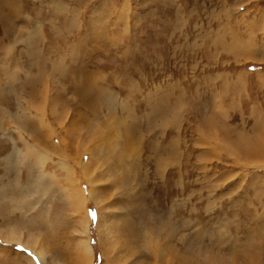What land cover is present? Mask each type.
<instances>
[{
	"label": "rangeland",
	"instance_id": "1",
	"mask_svg": "<svg viewBox=\"0 0 264 264\" xmlns=\"http://www.w3.org/2000/svg\"><path fill=\"white\" fill-rule=\"evenodd\" d=\"M0 190V264H264V0H0Z\"/></svg>",
	"mask_w": 264,
	"mask_h": 264
},
{
	"label": "bare ground",
	"instance_id": "2",
	"mask_svg": "<svg viewBox=\"0 0 264 264\" xmlns=\"http://www.w3.org/2000/svg\"><path fill=\"white\" fill-rule=\"evenodd\" d=\"M32 141H34L33 140V138L31 139ZM33 147H31L32 148V150H34L35 151V153H37V155L39 156L40 155V151H39V146L38 145H36V143L34 144V145H32ZM27 147V146H26ZM28 147H30L29 145H28ZM26 149H28V148H26ZM30 149V148H29ZM17 151V150H16ZM29 153V152H28ZM18 154V153H17ZM19 154H20V152H19ZM37 155L35 154V156L37 157ZM17 157H19V156H17ZM11 158V157H10ZM8 159V158H7ZM29 159V158H28ZM10 160V159H9ZM12 160V159H11ZM15 160H16V158H15ZM27 160V159H26ZM25 161V160H24ZM7 163V162H6ZM5 164V163H4ZM7 164H9V163H7ZM7 164H5V165H7ZM4 165V166H5ZM35 165V164H34ZM12 167V166H11ZM9 168V167H8ZM7 168V169H8ZM29 168V167H28ZM12 169V168H11ZM13 170V169H12ZM32 175V174H31ZM16 187H17V184H16ZM13 189V188H12ZM10 191V190H9ZM7 192V193H10V192ZM14 191H16V189L14 188ZM32 191V190H31ZM0 192H2L1 190H0ZM4 192V191H3ZM14 193V192H13ZM2 194V193H1ZM19 194H21V193H19ZM5 196V195H4ZM12 195H10V197H11ZM15 197V196H14ZM13 197V198H14ZM4 198V197H3ZM6 198V197H5ZM9 198V197H8ZM16 198V197H15ZM9 200H7V202H8ZM25 201V200H24ZM9 203V202H8ZM18 203V202H17ZM28 203V202H27ZM14 204V203H13ZM22 204H24V203H22ZM30 204H31V202H30ZM29 204V205H30ZM12 205V204H11ZM16 205V204H15ZM26 204H24V206H25ZM24 206H22V208L24 207ZM28 206V205H27ZM20 208V207H19ZM21 208V209H22ZM29 209V208H28ZM20 212H22V211H20ZM86 224V223H85ZM88 224V223H87ZM0 226H2V225H0ZM14 229V228H13ZM13 231H15V230H13ZM16 231H18V229L16 230ZM1 234V233H0ZM18 234H17V232L15 233V234H13L12 235V238L15 240V241H17V239L18 238H20L19 236H21L20 234H19V236H17ZM33 235V234H32ZM30 237V236H29ZM31 237H33V236H31ZM37 237H38V235H37ZM36 238V237H35ZM34 238V239H35ZM28 239V238H27ZM33 239V238H32ZM14 240H12V241H14ZM38 240V239H37ZM32 240H30V242H31ZM35 241V240H34ZM26 242V241H25ZM29 242V241H28ZM36 242V241H35ZM27 243V242H26ZM29 244V243H28ZM43 245V244H42ZM31 246V245H30ZM37 247V246H36ZM83 250L88 254V255H92V252H93V247L92 246H90L89 245V243H88V241H86L85 243H83ZM37 253H38V256H39V258L41 259V261H42V263L43 264H49L48 263V254H47V251H46V249L43 247V246H38V251H37ZM20 258V257H19ZM87 263V262H86ZM89 264H92V261H90L89 260Z\"/></svg>",
	"mask_w": 264,
	"mask_h": 264
},
{
	"label": "crops",
	"instance_id": "3",
	"mask_svg": "<svg viewBox=\"0 0 264 264\" xmlns=\"http://www.w3.org/2000/svg\"><path fill=\"white\" fill-rule=\"evenodd\" d=\"M53 253V252H52ZM56 256H58V255H56Z\"/></svg>",
	"mask_w": 264,
	"mask_h": 264
}]
</instances>
